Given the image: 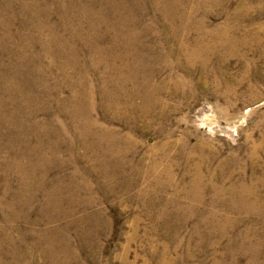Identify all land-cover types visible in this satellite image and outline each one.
<instances>
[{
	"label": "rangeland",
	"instance_id": "1",
	"mask_svg": "<svg viewBox=\"0 0 264 264\" xmlns=\"http://www.w3.org/2000/svg\"><path fill=\"white\" fill-rule=\"evenodd\" d=\"M0 264H264V0H0Z\"/></svg>",
	"mask_w": 264,
	"mask_h": 264
},
{
	"label": "bare ground",
	"instance_id": "2",
	"mask_svg": "<svg viewBox=\"0 0 264 264\" xmlns=\"http://www.w3.org/2000/svg\"><path fill=\"white\" fill-rule=\"evenodd\" d=\"M189 53V52H188ZM141 80V79H140ZM144 83H146V81H143ZM147 84V83H146ZM146 88L145 89H147V86H145ZM141 95V97H145L146 96V94H145V92H144V88L142 89V91H141V93H140Z\"/></svg>",
	"mask_w": 264,
	"mask_h": 264
}]
</instances>
